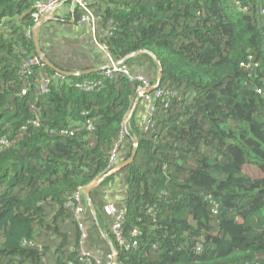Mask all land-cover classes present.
Listing matches in <instances>:
<instances>
[{"label":"trees","instance_id":"trees-1","mask_svg":"<svg viewBox=\"0 0 264 264\" xmlns=\"http://www.w3.org/2000/svg\"><path fill=\"white\" fill-rule=\"evenodd\" d=\"M36 1L0 0V264H82L80 247L92 264H264V0H86L93 33L78 7L39 27L55 69L129 72L112 78L28 64ZM160 70L150 124L139 98L115 166L134 140L136 155L111 173L133 77L155 86ZM96 181L81 244L66 205Z\"/></svg>","mask_w":264,"mask_h":264},{"label":"built area","instance_id":"built-area-1","mask_svg":"<svg viewBox=\"0 0 264 264\" xmlns=\"http://www.w3.org/2000/svg\"><path fill=\"white\" fill-rule=\"evenodd\" d=\"M65 5L68 6V11L70 13L76 7L80 8V10L83 11V15L80 19V22L82 24H86L91 29V33H93L94 18L88 9V4L86 0H37L34 3V10L32 13V18L34 19L35 23L40 18H44L46 22L52 21L55 19L54 17L55 13L58 10H60L62 6H65ZM35 29H36V26H34V28L32 29L31 34H33ZM28 64L42 66V62L39 58L32 59ZM109 66L111 67L108 69L105 68L101 70L102 76L107 77V78H112L113 76L120 74V73L126 76H129V72L125 67H120L119 65L115 66L112 63ZM133 80H136L141 83V85L137 89V95L139 96L140 99H142V102L144 103V106H145L146 115L144 118L145 125L143 129V131L145 132L147 130L148 124H150V115L152 112V95L150 94L151 91L148 93H145V91H147L148 89L154 86H150L147 82L144 81L143 78L139 76H134ZM41 90L42 92L46 90L45 85L41 87ZM153 90H155L154 96L156 98L160 97L163 94L162 90H158L156 88H154ZM128 131H129L128 125L123 124V130L120 133L116 146L109 158V163L111 167L115 166V162L121 157H123V151L121 150L120 146L122 144L123 134ZM82 192L83 190L79 189L76 193H74L70 201L66 205L67 207H72V209L74 210V217L78 225L81 244L85 239V231H86V225H85L84 217H83L84 197H83ZM104 211L111 218L110 230H111L112 235L115 237L119 245L123 246L125 243L122 237V225L124 222V213L117 211L115 206L112 203H107L104 206ZM115 257H116V254L113 252L107 257V261L105 263H102L101 260L98 258L94 259V262L95 264H114ZM79 259L82 264H92L91 254L84 251L81 247L79 250Z\"/></svg>","mask_w":264,"mask_h":264},{"label":"water","instance_id":"water-1","mask_svg":"<svg viewBox=\"0 0 264 264\" xmlns=\"http://www.w3.org/2000/svg\"><path fill=\"white\" fill-rule=\"evenodd\" d=\"M46 21L44 18H40L36 23H35V26H36V29L35 31L33 32V37H32V40H33V43H34V47H35V52L36 54L40 57L41 59V62L43 63L44 66L56 71L57 73H60L66 77H73V76H78V75H87V74H90V73H93V72H97L98 70H102V69H97V70H92V71H89V72H86V73H79V74H75V73H64V72H61L57 69H55V67L50 63V61L44 56L41 54V50H40V47H39V27L44 24ZM143 52H138L136 53L135 55H138V54H142ZM115 66H118L119 63H115L114 64ZM111 66H107L106 69L110 68ZM161 76H162V72L161 70L158 72V75H157V83L154 87L148 89L147 91H145V93H148L150 91H152L154 88L158 87L160 82H161ZM139 103V96L137 97V99L135 100L131 110H130V113H129V116H132L133 113L135 112L136 110V107ZM136 150H137V142L136 140L133 141V144H132V149H131V152H130V156L124 160L122 163H120L119 165H116L111 173H114V172H117L121 169H123L124 167H126L127 165H129L135 155H136ZM99 183V181H96V182H93L92 184H90L88 187H86L85 189H83V197L85 199L86 202H88L90 204V198H89V194H90V191ZM108 240V238H106ZM114 264H116V261H114Z\"/></svg>","mask_w":264,"mask_h":264},{"label":"crops","instance_id":"crops-1","mask_svg":"<svg viewBox=\"0 0 264 264\" xmlns=\"http://www.w3.org/2000/svg\"><path fill=\"white\" fill-rule=\"evenodd\" d=\"M66 11H68V6L65 5V6H62L60 10H58L56 13H55V16L54 17H57V16H61L62 13H67ZM145 115H146V112H145V107L143 106L141 111H139L136 115V118H135V122L137 125H141L142 121L144 120L145 118ZM131 118V116L128 115V117L125 119L124 121V125H128V127H130V121L129 119ZM134 126H136L134 124ZM120 163H118L117 165H119ZM114 196H116V194H114Z\"/></svg>","mask_w":264,"mask_h":264},{"label":"rangeland","instance_id":"rangeland-1","mask_svg":"<svg viewBox=\"0 0 264 264\" xmlns=\"http://www.w3.org/2000/svg\"><path fill=\"white\" fill-rule=\"evenodd\" d=\"M243 171L247 175L251 176L252 178H257V177L260 176V173H259L258 169L254 168L252 166H246V167H244Z\"/></svg>","mask_w":264,"mask_h":264}]
</instances>
